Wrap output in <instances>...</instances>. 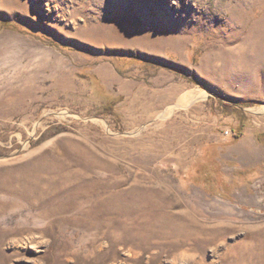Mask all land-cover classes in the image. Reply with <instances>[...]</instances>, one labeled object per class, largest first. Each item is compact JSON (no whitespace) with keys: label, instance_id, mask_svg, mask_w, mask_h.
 Returning <instances> with one entry per match:
<instances>
[{"label":"rangeland","instance_id":"374dc122","mask_svg":"<svg viewBox=\"0 0 264 264\" xmlns=\"http://www.w3.org/2000/svg\"><path fill=\"white\" fill-rule=\"evenodd\" d=\"M216 1L0 0V264H264V0Z\"/></svg>","mask_w":264,"mask_h":264},{"label":"bare ground","instance_id":"6f19581e","mask_svg":"<svg viewBox=\"0 0 264 264\" xmlns=\"http://www.w3.org/2000/svg\"><path fill=\"white\" fill-rule=\"evenodd\" d=\"M253 0H247V3L248 4H251V3H253L252 2ZM156 3V0H143V4L144 5H146V4H149L148 6H147V9H145V15L146 16H152V13L150 14V12H151V8L155 5V4H153V3ZM217 2V1H216ZM218 2H219V5L218 4H216L215 6H212L211 7V10L210 11H208L209 13H210V15H215V14H220L221 13V11H222V9H223V7H224V5L221 3V1L220 0H218ZM217 2V3H218ZM232 2V1H231ZM231 2H229V3H231ZM244 2H246V0H244ZM97 3V2H96ZM221 3V4H220ZM228 3V2H227ZM218 5V6H217ZM226 5H228V4H226ZM225 5V6H226ZM230 5H228V7H229ZM237 6H238V1H237V3L235 4V5H233L232 7H231V11H236L237 10ZM75 10V9H74ZM73 14V13H72ZM234 15H232L230 18H229V20H227V27L228 28H230V30H231V32H233V34L238 30V28H241V29H243V31H245V33H244V35L243 36H245V35H247L248 36V38H252L253 36H256L255 37V42H256V38L258 39V42H261V40H262V38L264 39V28H262V27H260V30H258L259 28H256L257 26H255V25H253L252 23L251 24H248V22H246L245 23V25L244 26H242V24L246 21V20H249V19H246V14H240V15H236L235 13H233ZM184 15V14H183ZM231 15V14H230ZM236 15V16H235ZM117 17V16H116ZM236 17H238L239 19H240V22H239V20L236 18ZM159 23V22H158ZM157 23V24H158ZM160 24V23H159ZM172 28V27H171ZM239 31H241L240 32V34L241 33H243V31L242 30H239ZM239 31H237V32H239ZM258 35H260V36H263L262 38H260ZM238 36H240V35H238ZM258 36V37H257ZM234 38V37H233ZM248 38H245V39H248ZM235 39V38H234ZM235 41H236V39H235ZM257 43V42H256ZM258 45H261V44H259L258 43Z\"/></svg>","mask_w":264,"mask_h":264}]
</instances>
